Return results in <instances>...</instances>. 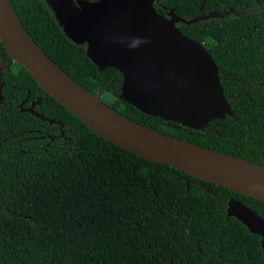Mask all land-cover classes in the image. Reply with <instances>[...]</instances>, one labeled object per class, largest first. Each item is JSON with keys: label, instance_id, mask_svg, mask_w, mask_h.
<instances>
[{"label": "trees", "instance_id": "obj_1", "mask_svg": "<svg viewBox=\"0 0 264 264\" xmlns=\"http://www.w3.org/2000/svg\"><path fill=\"white\" fill-rule=\"evenodd\" d=\"M10 2L44 54L90 94L115 98L102 102L119 114L264 165V0L153 5L158 14L173 10L185 21L218 15L176 25L213 58L232 113L202 130L147 116L121 100V73L97 68L86 45L65 36L45 0ZM0 62L7 66L0 105V264H264L260 237L227 216L234 199L264 219V202L115 146L44 93L1 44ZM38 97L35 110L55 124L20 112Z\"/></svg>", "mask_w": 264, "mask_h": 264}, {"label": "water", "instance_id": "obj_2", "mask_svg": "<svg viewBox=\"0 0 264 264\" xmlns=\"http://www.w3.org/2000/svg\"><path fill=\"white\" fill-rule=\"evenodd\" d=\"M45 2L65 36L77 45H86V56L97 68L121 73L119 98L141 113L193 130L232 115L213 58L176 26L217 14L191 21L176 16L173 10L162 16L153 6L156 0ZM137 38L149 42L129 47ZM0 44L44 93L97 136L143 160L169 165L203 182L264 202V165L163 135L119 114L101 101L102 93L90 94L44 54L23 28L10 0H0ZM6 68L0 62V105ZM41 101L38 97L27 108L20 106V112L55 124L35 110ZM190 182L186 181V186ZM199 187L214 194L203 184ZM227 216L259 236L264 251L263 218L234 199L228 202Z\"/></svg>", "mask_w": 264, "mask_h": 264}, {"label": "clouds", "instance_id": "obj_3", "mask_svg": "<svg viewBox=\"0 0 264 264\" xmlns=\"http://www.w3.org/2000/svg\"><path fill=\"white\" fill-rule=\"evenodd\" d=\"M149 41L147 40V39H140V38H137V39H135L133 42H132V44L131 45H129V47H132V48H134V47H137L139 44H141V43H148Z\"/></svg>", "mask_w": 264, "mask_h": 264}, {"label": "rangeland", "instance_id": "obj_4", "mask_svg": "<svg viewBox=\"0 0 264 264\" xmlns=\"http://www.w3.org/2000/svg\"><path fill=\"white\" fill-rule=\"evenodd\" d=\"M102 97H103V98H102ZM103 100H104L105 103L109 104V103H113V102L115 101V98H113V97L110 96V95H107V96H105V98H104V95H103V93H102V95H101V101H103Z\"/></svg>", "mask_w": 264, "mask_h": 264}, {"label": "flooded vegetation", "instance_id": "obj_5", "mask_svg": "<svg viewBox=\"0 0 264 264\" xmlns=\"http://www.w3.org/2000/svg\"><path fill=\"white\" fill-rule=\"evenodd\" d=\"M89 1H94L95 2L96 0H89Z\"/></svg>", "mask_w": 264, "mask_h": 264}]
</instances>
